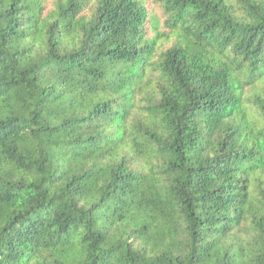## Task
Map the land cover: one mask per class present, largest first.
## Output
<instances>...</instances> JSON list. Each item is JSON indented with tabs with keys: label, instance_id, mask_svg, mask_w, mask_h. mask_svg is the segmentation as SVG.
<instances>
[{
	"label": "trees",
	"instance_id": "1",
	"mask_svg": "<svg viewBox=\"0 0 264 264\" xmlns=\"http://www.w3.org/2000/svg\"><path fill=\"white\" fill-rule=\"evenodd\" d=\"M145 3L0 0V264H264V0Z\"/></svg>",
	"mask_w": 264,
	"mask_h": 264
},
{
	"label": "rangeland",
	"instance_id": "2",
	"mask_svg": "<svg viewBox=\"0 0 264 264\" xmlns=\"http://www.w3.org/2000/svg\"><path fill=\"white\" fill-rule=\"evenodd\" d=\"M145 4L148 8V10L150 11L151 15H152V18L156 16V18L158 19L159 21V25L160 27H163L164 26V17H163V11L162 9L160 8H156L153 4H152V0H145ZM149 28L151 27V24L149 23L148 24ZM157 34V32H155L153 29H150V37H154L155 35ZM164 48H168L170 47L172 44H173V41H168V40H165V43H164Z\"/></svg>",
	"mask_w": 264,
	"mask_h": 264
}]
</instances>
